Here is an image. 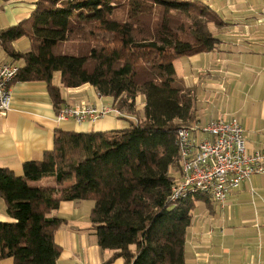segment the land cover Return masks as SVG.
Segmentation results:
<instances>
[{
	"label": "trees",
	"instance_id": "16d2710c",
	"mask_svg": "<svg viewBox=\"0 0 264 264\" xmlns=\"http://www.w3.org/2000/svg\"><path fill=\"white\" fill-rule=\"evenodd\" d=\"M210 23L223 21L198 1L36 0L28 21L0 31L3 48L21 60L13 80L46 82L55 108L59 72L61 86L89 83L136 119L108 131L56 130L53 148L25 161L21 175L0 167V197L13 218L0 221V261L57 264L54 234L64 220L52 211L61 201L91 200L98 245L123 264H185L196 202L209 197L170 199L180 176L177 130L193 118L173 62L216 47ZM22 36L31 48L14 51L11 42ZM45 177L52 184H41Z\"/></svg>",
	"mask_w": 264,
	"mask_h": 264
},
{
	"label": "crops",
	"instance_id": "0c3cea01",
	"mask_svg": "<svg viewBox=\"0 0 264 264\" xmlns=\"http://www.w3.org/2000/svg\"><path fill=\"white\" fill-rule=\"evenodd\" d=\"M202 2L223 21L209 24L219 39L207 52L181 56L174 60L178 81L190 90L193 118L198 138L207 135L200 128L211 120L237 119L243 129L248 152L264 149V0H189ZM36 0H0V12H7L8 25L28 21ZM14 51L26 52L30 40L22 36L10 44ZM0 57L16 63L0 46ZM52 83L60 89L62 102L55 108L44 81L12 80L9 110L0 115V167L23 172V163L39 160L54 146L56 130L108 131L125 128L133 115L106 114L94 122L76 123L58 120V111L66 105L91 104L97 108L113 106L111 96H104L89 83L63 87L60 73ZM137 110L145 104L143 95L135 100ZM178 178L179 175L175 174ZM45 177L41 184H52ZM91 200L61 201L52 211L64 220L55 231L54 240L61 248L57 264H123L113 252L102 249L91 229ZM0 197V221H12ZM185 264H264V174L251 175L232 189L223 206L211 199L196 202L184 246ZM0 264H13L5 258Z\"/></svg>",
	"mask_w": 264,
	"mask_h": 264
},
{
	"label": "built area",
	"instance_id": "2783aa9c",
	"mask_svg": "<svg viewBox=\"0 0 264 264\" xmlns=\"http://www.w3.org/2000/svg\"><path fill=\"white\" fill-rule=\"evenodd\" d=\"M18 70L16 63L0 57V115H5L10 108V83ZM106 114L119 115L120 111L113 106L97 108L79 103L63 106L57 119L94 122ZM196 128L181 126L177 130L180 176L172 187L170 199L175 201L191 193H200L223 206L232 189L239 187L251 175L264 174V149L246 150L243 129L234 118L208 122L200 128L201 133L207 135L205 138L197 137Z\"/></svg>",
	"mask_w": 264,
	"mask_h": 264
},
{
	"label": "rangeland",
	"instance_id": "374dc122",
	"mask_svg": "<svg viewBox=\"0 0 264 264\" xmlns=\"http://www.w3.org/2000/svg\"><path fill=\"white\" fill-rule=\"evenodd\" d=\"M6 16H7V12H5V13L4 12H0V29L8 25L7 24L8 23V18L6 19ZM32 184H35V182H33Z\"/></svg>",
	"mask_w": 264,
	"mask_h": 264
}]
</instances>
